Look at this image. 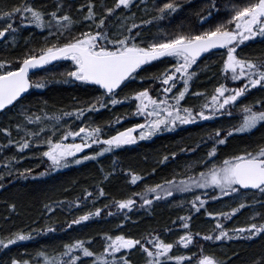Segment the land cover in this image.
<instances>
[{
    "label": "snow or ice",
    "instance_id": "6c2138e0",
    "mask_svg": "<svg viewBox=\"0 0 264 264\" xmlns=\"http://www.w3.org/2000/svg\"><path fill=\"white\" fill-rule=\"evenodd\" d=\"M133 6V0H115L112 7L101 4L100 7L104 9L101 13L95 10V0H86L78 6L79 11L86 13L80 21L74 19L68 11H62L63 0H56L55 10L49 12L37 8L31 0H22L19 5L7 11L0 10V19L4 21L0 24V39L11 36L14 41L15 33L21 25L33 24L40 29H48L44 46L30 50L23 58L0 59V110H7L9 106L16 107L30 88L45 86L43 82L34 83L30 78V71L42 68L54 61L68 59L72 63V70L64 75L68 79L99 85L104 89V95L88 103L86 107H78L71 112L65 111L59 115H53L52 120L60 122L64 117L82 118L86 112H94L100 108H107L109 104L114 106L130 99L137 102L131 115L144 118L142 123H136L106 138L104 128L100 125L89 124L78 128L69 125L61 131L53 124L50 129L48 125H44L39 131H32L18 123L16 129L22 130L24 136L20 141L9 139L10 144H15L21 151L30 148L33 139L37 144L46 145V150L41 155L47 158L49 163L48 168L40 175H46L48 170L55 171L67 167L69 163L80 164L86 160L96 159L115 148L151 138L158 132L171 130L179 125L195 124L199 120H210L217 116H231L232 109L237 106L238 100L249 90L257 86L264 88V60L242 58L237 51L245 45V42L264 38V0L231 2L228 6L229 16L215 23L214 26L201 31H180L171 37L160 31L154 34L151 40H148L140 29L144 25H151L155 21L163 20L176 13L183 7V0H162L159 4L154 2L153 10L156 15L148 20H141L139 25L132 23L128 27L125 18L116 17L121 23L115 26V31H111L114 25L107 23L109 17L116 16L117 10L122 11ZM214 11H219L216 7V0H209V6L196 13L199 22L208 23ZM85 21L91 22L88 29L73 34L75 25ZM133 29L137 31L133 32ZM214 49L225 51L226 58L221 68L225 81H241V86L230 88L227 83L221 82L211 94L206 91L192 93L195 97H203V102L198 106H185L182 101L189 94L190 82L196 76V72L190 69L203 54L210 53ZM167 57L174 58L175 63L152 77L154 81L162 85L160 98L152 96L148 88L136 91L131 96L123 98L118 96L117 89H120L126 81L135 78L138 75L137 70L143 65ZM178 83H182L183 87L173 92ZM256 103L260 105V110H257L255 105L240 106L242 119L237 126L227 131L217 128L214 133L209 134L212 147L206 153V157L189 165V169H192L198 163L202 170L186 175L180 180L173 177L162 183L145 185L142 192L133 193L132 196L118 201L114 200L115 207L118 210L132 209L137 204V199L133 197L139 198L143 206L151 205L154 200L174 198L177 192L187 193L195 189H206L207 192L194 194L187 202L190 209L199 212L209 200L225 196H239L244 190H255L264 194V146L253 151L244 150L216 162L219 146L226 145L229 137L233 134L251 132L264 122V101ZM124 118L119 117L117 123ZM26 119L29 122L34 119L39 121L40 117L27 115ZM137 130H139L138 134ZM48 131L51 135H48ZM3 132L11 136L9 128L5 127ZM41 133H44V138L41 137ZM69 137L73 138L74 142L69 143ZM75 138H79L80 142H75ZM94 144L100 146L99 151L77 155L83 153L85 149H90ZM187 150L194 151V149ZM170 155L175 157L176 153L172 152ZM168 159L169 156H164L161 163ZM31 171V169H24L25 173L30 174ZM130 175L133 184L143 179L135 172L130 171ZM0 187H3V184H0ZM212 192L216 195H211ZM84 195L92 197L93 193L86 191ZM97 195L104 196V188L100 187ZM83 203L84 201L79 197L66 202L69 210ZM253 204H264V202L254 201ZM246 206L248 205L245 199L228 212L207 211V216L215 220L213 231L207 234L192 232L191 216L185 215L178 217L183 222L180 225L183 234L171 242L166 241L156 232L140 238L125 235L123 232L115 235L105 232L102 235L105 244L100 252L88 246L94 239L88 237L63 244V251L55 256H50L45 251L38 252L37 256L43 258L42 264H84L82 257H94L92 264H97V262L100 264H132L126 252L122 253V250L131 251L139 247L145 254V264H169V262L191 264V261L184 255L173 254L174 248L180 245L187 248L194 243L196 237L211 241L225 238L231 240L233 236L230 232L237 236L247 233L249 238L264 234V223L259 225L251 223L245 227L228 229L221 222L222 218L231 219ZM12 207L14 208L15 205ZM105 207L108 206L105 205ZM45 208L49 212L55 211V208L50 205H45ZM102 210L96 207L94 210L85 211L72 219L68 227L89 221L99 216ZM108 215H113V213L109 212ZM124 219H128L127 214ZM54 230L51 227L47 229V231ZM36 231L43 232L45 229ZM167 231L171 232V229ZM31 238V231L10 233L7 237L0 236V247L7 248L18 241ZM117 253L121 255L118 256ZM10 264H33V262L21 258L12 259ZM196 264H224V262L213 255L204 254L201 250V259Z\"/></svg>",
    "mask_w": 264,
    "mask_h": 264
},
{
    "label": "trees",
    "instance_id": "16d2710c",
    "mask_svg": "<svg viewBox=\"0 0 264 264\" xmlns=\"http://www.w3.org/2000/svg\"><path fill=\"white\" fill-rule=\"evenodd\" d=\"M21 2L22 0H0V10L7 11ZM31 2L45 12L56 8V0H31ZM85 2L86 0H63L62 11H68L74 19L80 21L86 13L79 11L78 6ZM95 2V10L102 13L104 9L100 5L112 7L115 0H95ZM154 2L159 4L162 0H133V7L122 11L117 10L116 16L109 17L107 21L114 25L111 31H115V26L121 23L116 17L125 18L127 26L130 27L132 23L139 25L141 20H148L156 15L153 10ZM231 2L240 3L241 0H216V7L219 11L213 12L208 23L201 24L196 13L206 9L209 6V0H183V7L176 13L163 20L155 21L151 25H144L140 31L148 40L160 31L169 33L171 23H174L173 30L176 31H201L226 19L229 16L228 6ZM3 23L4 21L0 19V24ZM90 24L91 22L87 21L77 23L73 34L86 31ZM135 31L137 30L133 29V32ZM47 36L48 29H40L33 24L21 25L15 33L14 41L11 36L0 39V59L23 58L30 50L44 46ZM237 51L242 58L264 60V39H258L255 43L251 41ZM225 58V51L217 50L200 59L196 67L190 69V71L203 73V76L199 77V84L197 80L199 92L206 91L211 94L214 88L209 90L207 87H216L221 82L227 84L230 82L231 88L241 86V81H225L221 72ZM173 63L175 61L172 59H163L144 66L139 72L145 74L146 72H163ZM71 70V61L61 60L46 69L33 73L31 75L33 82H43L45 86L32 87L20 104L0 113V184H3V187H0V236L7 237L8 234L17 231L32 232V238L29 240L18 241L7 248L0 247V264H10L12 259L21 258L31 260L33 264H38V262L42 264L43 258L37 256L38 252L45 251L50 256H55L63 251V244L88 237L94 238L88 246L100 252L105 244L102 239L105 232L113 235L123 232L135 238L156 232L163 239L171 242L183 234V229L180 227L183 222L178 217L185 215L191 216L192 232L207 234L213 231L215 224V220L207 216V211L228 212L245 199L248 206L233 215L231 219L222 218L221 222L228 229L245 227L251 223L257 225L264 223V204H253L254 201L264 202V194L257 191H242L239 196H225L209 200L199 212L190 209L187 202L194 194L207 192L206 189H195L187 193L177 192L174 198L154 200L151 205L143 206L139 198L133 197L137 199V204L132 209L118 210L113 204L114 200L118 201L132 196L133 193L142 192L145 185H155L171 180L173 177L180 180L186 175L202 170L198 163L192 169H189V165L206 157V153L212 147L209 134L214 133L217 128L227 131L237 126L242 119L241 105H255L256 109L260 110V105L256 102L264 101V99L258 97L261 92H254L253 89L238 100L237 106L233 108L232 119L227 115L218 116L216 122L208 120L201 122L198 126L191 124L181 130L173 129L171 133L159 136L152 143L147 141L148 143L141 142L136 147L121 146L96 159L86 160L80 164L69 163L67 167L55 171L48 170L46 175H40L48 168L49 161L41 155L46 150V145L37 144L33 139L30 148L21 151L15 144H10L9 139L20 141L24 136L22 130L16 129L18 123L32 131H39L44 125H48L50 129L53 124L61 131L69 125L73 128L89 124L100 125L104 128L105 138L132 126L131 118L134 115L131 113L134 112L136 106L133 99L114 106L109 104L107 108H100L94 112H86L82 118L64 117L60 122L52 120L53 115H59L65 111L71 112L78 107H86L88 103L104 95V92L95 84L68 79L64 74ZM210 78L212 82L208 81ZM143 79L146 82V78L143 77ZM154 83L157 86L161 85L158 81ZM195 84V82L190 84V88L191 86L193 88L185 97L188 103L192 102V97H195L192 93L198 92L194 90ZM138 88L140 86L137 83L129 80L117 93L120 98H123L131 96L134 93L133 90ZM154 96L160 97V88L157 87ZM202 102L203 97H200L198 102L187 106H198ZM27 115L39 116L40 120L34 119L29 122L26 119ZM121 116L125 118L117 123V119ZM214 123L217 124L216 127ZM5 127L10 129L11 136L3 132ZM48 135H51L50 131ZM41 137L44 138V133H41ZM69 140V143L74 142L71 137ZM260 146H264V122L251 132L233 134L229 137L226 145L219 146L216 162L244 150H256ZM187 149H194V151ZM172 152L176 153L175 157L170 155ZM166 155L169 159L161 163ZM13 157L15 159H12ZM24 169L32 171L29 174L25 173ZM130 171L139 174L143 179L133 184ZM100 187L104 188V196L97 195ZM86 191L92 192L93 196L85 197ZM211 195H216V193L212 192ZM78 197L84 203L69 210L66 202ZM12 205L15 207L13 208ZM45 205L54 207L55 211H47ZM96 207L103 209L99 216L81 224L72 225L71 228L68 227L72 219ZM109 212L113 215H108ZM257 213L260 215H256ZM125 214H127V220L124 219ZM121 221L124 222L121 223ZM50 227L55 230L47 231ZM37 229H45V231L37 232ZM167 229H171V232ZM230 235L233 236L231 240L225 238L207 241L196 237L194 243L187 248L183 245L174 248L173 254L184 255L191 261V264H196L201 259V250L204 254H210L223 260L224 264H264V234H257L251 238L247 233L237 236L230 232ZM149 239H151L150 236ZM124 252L132 264H145V254L139 247L131 251L122 250V253ZM82 259L84 264H92L94 257H82ZM169 264H176V262H169Z\"/></svg>",
    "mask_w": 264,
    "mask_h": 264
},
{
    "label": "flooded vegetation",
    "instance_id": "af4514ba",
    "mask_svg": "<svg viewBox=\"0 0 264 264\" xmlns=\"http://www.w3.org/2000/svg\"><path fill=\"white\" fill-rule=\"evenodd\" d=\"M258 39H260V40H262V39H264V38H257V39H255V40H253V43H255L256 42V40H258ZM251 41H248V42H245V45L247 44V43H250ZM245 45H243V46H241V48L242 47H244ZM239 50V49H238ZM208 55H210V53L208 54ZM207 56V55H206ZM205 56V57H206ZM204 57V58H205ZM163 59H172V60H174V58H171V57H167V58H161L160 60H163ZM203 59V58H202ZM159 60V61H160ZM175 61V60H174ZM155 62H157V61H153L152 63H149V64H147V65H151V64H154ZM197 63H199V60L197 61ZM144 67V66H143ZM142 67V68H143ZM142 68L141 69H139L138 71H140V70H142ZM159 73H161V72H146V74L145 73H143V72H138V75L135 77V78H133V79H130V81L132 82H134V83H137L139 86H140V88H138V89H136V90H133L134 92H136V91H139V90H142V89H144V88H148L149 89V91H150V93H151V95L152 96H154V92H155V90L157 89V87L158 88H160L161 89V87H162V85H160V86H157L154 82V80L152 79V77L154 76V75H158ZM208 73H210L211 74V72H208ZM205 74V73H204ZM203 76V73L202 72H196V76H194L193 77V79H192V81L190 82V84L192 85L193 84V82H195L196 84V88L194 89L195 91H198L199 92V87H198V85H197V80H198V84H199V82H200V79H199V77L200 76ZM140 77H145L146 78V82H145V79H140ZM203 79V78H202ZM209 82H212L213 80L210 78L209 80H208ZM213 83H217V82H213ZM232 84H233V82H232ZM194 85V86H195ZM208 85V84H207ZM206 85V86H207ZM228 85V87H230L231 88V86H230V82H229V84H227ZM183 87V85H182V83H178L177 84V88L176 89H174L173 91L175 92V91H177L178 89H180V88H182ZM193 87L191 86V88H190V90L192 89ZM202 88H204V87H202ZM211 88H215L214 86H212V87H210V86H208L207 87V89H211ZM252 91H256V92H261V95L259 94L258 95V97L259 98H261L262 97V99H264V88H261L260 86H257L256 88H254ZM171 95V94H170ZM155 97V96H154ZM158 98H160V97H158ZM189 100H190V98H189ZM200 100V97H192L191 98V101L192 102H190V103H188L187 102V99H185L184 101H182V104H184L185 106H187V105H193V104H195L196 102H198ZM136 102V101H135ZM249 102V101H248ZM248 102L246 103V104H248ZM137 103V102H136ZM237 110V109H236ZM238 111V110H237ZM233 112H234V109H232V115H233ZM231 117V119H232V116H230ZM143 117H141V116H133L132 118H131V123H132V125H134V124H136V123H142L143 122ZM216 119H218V116L217 117H215V118H213V119H210V121H212V122H216ZM205 121H208V120H199V121H197L196 123H195V126H198V124H200L201 122H205ZM215 125V127H216V123H214ZM191 124H185V125H179L178 127H175L174 129H184L186 126H190ZM173 131V129H171V130H166V131H162V132H158V133H156L154 136H152L151 138H146V139H143V140H138L136 143H134V144H129L130 146H139V144L142 142V143H152L156 138H158L159 136H164V135H166V134H168V133H171ZM138 132H139V130H137V134H138ZM70 140H69V138H68V142H69ZM148 141V142H147ZM75 142H80L79 141V138H75ZM125 146V145H124ZM95 150H99V145H92V147L90 148V149H85L84 150V152L83 153H78L77 155L79 156V155H87L88 153H90V152H94Z\"/></svg>",
    "mask_w": 264,
    "mask_h": 264
},
{
    "label": "water",
    "instance_id": "95a60500",
    "mask_svg": "<svg viewBox=\"0 0 264 264\" xmlns=\"http://www.w3.org/2000/svg\"><path fill=\"white\" fill-rule=\"evenodd\" d=\"M216 50H219V49H214V50H212L211 52H213V51H216ZM210 52V53H211ZM209 53H205V54H203L199 59H202V58H204L206 55H208ZM57 61H54V62H52L51 64H49V65H45V66H43L42 68H39V69H36V70H32V71H30V75L33 73V72H37V71H39V70H42V69H45V68H47L48 66H50V65H52V64H54V63H56ZM91 83V82H90ZM94 84V83H93ZM101 90H103L104 91V89L101 87V86H99V85H97ZM31 90V88L24 94V96L23 97H25V95L29 92ZM118 90V89H117ZM9 107H11V106H9ZM3 111H5V110H0V113H2ZM244 191H255V190H244Z\"/></svg>",
    "mask_w": 264,
    "mask_h": 264
},
{
    "label": "rangeland",
    "instance_id": "374dc122",
    "mask_svg": "<svg viewBox=\"0 0 264 264\" xmlns=\"http://www.w3.org/2000/svg\"><path fill=\"white\" fill-rule=\"evenodd\" d=\"M173 25H174V23H171V27H170V29H169V33H168V32H164V33H167L169 37H171L172 35H174V34L180 32V31L173 30ZM165 28H166V27H165ZM166 29H168V28H166ZM174 60H175V59H174ZM196 64H197V63H196ZM196 64L193 65L192 67H196ZM165 131H166V130H165ZM95 151H96V150H95ZM95 151H94V152H95ZM97 151H99V150H97ZM90 153H92V152H90ZM90 153H88V154H90Z\"/></svg>",
    "mask_w": 264,
    "mask_h": 264
}]
</instances>
